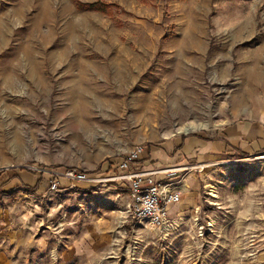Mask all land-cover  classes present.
I'll list each match as a JSON object with an SVG mask.
<instances>
[{"label": "rangeland", "instance_id": "rangeland-1", "mask_svg": "<svg viewBox=\"0 0 264 264\" xmlns=\"http://www.w3.org/2000/svg\"><path fill=\"white\" fill-rule=\"evenodd\" d=\"M66 1L76 41L58 53L54 14L34 32L36 81L17 53L34 6L6 19L18 1L0 0L11 21L0 46V264H264V153L199 152L180 167L157 152L162 165L136 172L180 195L166 228L128 211L132 165L144 161L117 169L136 151L142 160L235 124L264 127V0ZM97 3L109 6L87 7ZM173 165L183 169L168 175ZM8 171L21 181L3 190ZM41 175L36 191L22 186Z\"/></svg>", "mask_w": 264, "mask_h": 264}, {"label": "crops", "instance_id": "crops-1", "mask_svg": "<svg viewBox=\"0 0 264 264\" xmlns=\"http://www.w3.org/2000/svg\"><path fill=\"white\" fill-rule=\"evenodd\" d=\"M216 138H208L204 135L200 136H193L190 138L182 139L178 144H175L172 146V148L169 149V146L165 144L161 148L154 147L152 150H149L147 153L143 154L141 167L132 165L134 171H141L147 169L154 168L155 166L162 165V162H158L159 159L155 156V154L158 152H164L165 160L164 161H174L172 164H177V166L184 165L182 160L189 159V158H195L198 154L197 153H207L206 155L211 154L217 155L221 152H231V153H238L244 152L248 154L250 157L253 154L256 153H264L261 152L264 150V127H261L260 125H247L246 123H239L235 124V128H231L228 131L223 132H217ZM197 154V155H196ZM142 155V154H141ZM181 156V157H179ZM176 157H179V159H176ZM147 161V162H146ZM161 161V160H160ZM175 166V167H174ZM176 165L173 166H167L166 168H172L174 170V173H177V171L182 170L183 168L179 169ZM13 181H9V177L6 178V181L3 183V190L12 185ZM2 186V185H1ZM184 200L188 203H196L198 200V197L196 196V192L193 193H186L184 194ZM173 204H182V199L179 203H173ZM172 207L170 209V212L168 213L169 217L172 216H180L181 212H178L176 207ZM176 205V206H178ZM177 211V212H176Z\"/></svg>", "mask_w": 264, "mask_h": 264}, {"label": "bare ground", "instance_id": "bare-ground-1", "mask_svg": "<svg viewBox=\"0 0 264 264\" xmlns=\"http://www.w3.org/2000/svg\"><path fill=\"white\" fill-rule=\"evenodd\" d=\"M17 1H18L17 4H16L17 6L14 8V10L10 11V9H9V12L6 11L7 13L4 12L2 14L5 15V16H8L9 14H12L13 13L12 15L14 17H17L19 19L22 18L24 20L26 18L27 12L30 11L33 8V6H34V12L32 13V16L30 18H28V23L29 24L27 25V32H26L28 34L24 36V42L23 43H20L17 46L18 47L17 48V53H18V55L22 53L21 57L24 55V58L25 59L23 61H27L26 64L29 67V75L32 76V78H36V81H37V79L39 78V71L41 72V69L42 68L39 66V62H38L40 55H38L37 54V50H35L34 32L36 33V31H38L43 25H45L46 23H48V20H50L52 18L53 14H54V16L57 17V19H59V18H60V20L63 19L64 20V23H63V27L64 28H63V31L61 33L63 35V37H62V41L58 45L60 47L58 53L62 54V56H70L71 51H72V46H73L74 42L76 41V37H75V33H74L76 28H74L75 25L73 26V23H74L73 21L75 20L74 19V15H73V11L71 10V8L68 5V3H67L66 0H62V2H60L63 5L62 6L63 9L59 13V15L58 14L56 15V11L54 9V5L56 3H58V2H56V0H17ZM9 16L6 17V19L9 18ZM22 19H21V21H22ZM51 21L52 20H50V22ZM9 23H11V21H9L7 25H5L4 22H3V20L0 19V46L6 45V42H5L6 39L5 38L7 37V35L10 32L9 31L10 28L9 29L7 28V27H10L9 26ZM74 24H76V23H74ZM13 26H14V24H13ZM47 34L48 35L43 36V42L44 43H47V45H48L49 39H50V37L52 35L51 34V31L48 32ZM40 50L41 49H39L38 51H40ZM52 55H53V57H55L56 53L52 52ZM16 58H18V57H16ZM41 58H42V56H41ZM48 59H50V58H48ZM80 60H81V64L80 65L81 66L83 65V69H84V61L81 58V59H79V63H80ZM42 63H41V65H42ZM52 63H54V62H52ZM84 71L85 70H83L82 72L84 73ZM41 74H42V72H41ZM80 74L82 76L84 75L82 73H80ZM3 75H4V78L7 79L9 81V83H10V81H12V79L15 78V76H14L15 75V71L13 70V68L12 69L7 68V69H5ZM80 78H82V77H80ZM192 129L193 128H186L185 129V132H189Z\"/></svg>", "mask_w": 264, "mask_h": 264}, {"label": "built area", "instance_id": "built-area-1", "mask_svg": "<svg viewBox=\"0 0 264 264\" xmlns=\"http://www.w3.org/2000/svg\"><path fill=\"white\" fill-rule=\"evenodd\" d=\"M141 152H133L118 164L117 169L129 171ZM168 175L174 173L172 168L165 170ZM153 172H134L130 176L131 201L128 204L129 214L137 224L149 223L166 228L170 223L168 213L173 203H179L181 197L177 193L167 192L154 183Z\"/></svg>", "mask_w": 264, "mask_h": 264}, {"label": "trees", "instance_id": "trees-1", "mask_svg": "<svg viewBox=\"0 0 264 264\" xmlns=\"http://www.w3.org/2000/svg\"><path fill=\"white\" fill-rule=\"evenodd\" d=\"M107 6H109V4H107V3H97V4H90V5H87V7H89L90 9H104L105 7H107ZM156 147H159V148H161L162 146L161 145H158V146H156ZM261 152H264V150H262ZM239 155L241 156V157H243V158H247V157H249L248 156V154H246V153H244V152H239ZM139 158H140V155H139ZM139 158H138V160L136 161L137 163H141V160H139ZM135 162V163H136ZM108 171H110L111 169H113V164H112V162H111V160H109L108 162ZM136 166H137V164H135ZM9 172V171H8ZM13 175H12V174ZM32 173L34 174V175H37L38 174V172H35V171H32ZM7 175H8V177H9V181H13V180H19V181H21L20 180V177H19V172H16V171H13V172H9V173H7ZM44 178V175H41L40 176V178H39V180L37 181V184H36V186H34V187H32V186H28V185H25L24 183H22V186H24L25 187V189L27 190V191H36L38 188H39V186L41 185V183H42V179Z\"/></svg>", "mask_w": 264, "mask_h": 264}]
</instances>
